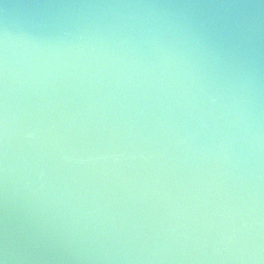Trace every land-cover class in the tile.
Here are the masks:
<instances>
[{"label": "water", "instance_id": "obj_1", "mask_svg": "<svg viewBox=\"0 0 264 264\" xmlns=\"http://www.w3.org/2000/svg\"><path fill=\"white\" fill-rule=\"evenodd\" d=\"M0 264H264V0H0Z\"/></svg>", "mask_w": 264, "mask_h": 264}]
</instances>
